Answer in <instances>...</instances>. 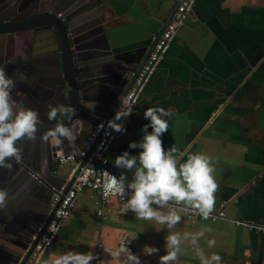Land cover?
Masks as SVG:
<instances>
[{
  "label": "crops",
  "instance_id": "1",
  "mask_svg": "<svg viewBox=\"0 0 264 264\" xmlns=\"http://www.w3.org/2000/svg\"><path fill=\"white\" fill-rule=\"evenodd\" d=\"M101 1L112 11L103 23V36L111 49L121 52L149 46L179 0ZM10 38L0 43V64L4 62L16 77L22 65L30 67L39 60L45 43L34 30ZM148 107L171 113L165 117L169 129L161 139L165 150L175 147L183 154L180 163L194 153L211 158L218 182L213 212L226 202L224 217L207 220L178 207L182 219L173 231H204L199 246L206 255L219 254L221 264H264V0H194L135 110L123 123L125 131L106 150L109 167L119 177L124 172L126 183L134 170L120 169L114 161L125 151L139 156L142 149L129 144L142 140ZM90 130L85 126L75 144H65L61 151L78 154ZM18 147L26 158L30 144L23 140ZM85 160L77 157L75 162L59 163L53 175L67 184ZM50 196L51 192L49 203ZM98 209L92 191L78 194L68 220L37 264L67 251H91L101 264H115L105 249L117 248L122 235L141 264H160L159 257L166 254V227L157 230L161 225L137 219L132 210L121 215L114 197L101 206L102 215ZM210 239L215 240L211 248ZM145 246L159 251L147 255ZM174 264H200L190 241L182 244Z\"/></svg>",
  "mask_w": 264,
  "mask_h": 264
},
{
  "label": "water",
  "instance_id": "2",
  "mask_svg": "<svg viewBox=\"0 0 264 264\" xmlns=\"http://www.w3.org/2000/svg\"><path fill=\"white\" fill-rule=\"evenodd\" d=\"M175 8L149 46L115 52L103 36V23L112 13L105 1L0 0V43L24 30H34L45 43L39 60L30 67L22 65L16 77L5 69L4 62L0 64L15 81V107L34 109L39 115L36 138L23 139L30 144L26 158L10 161L11 168H0V190L8 193L6 205L0 208V264H24L56 208L48 202V195L51 187L64 182L53 173L59 166L57 155L69 143L64 140L56 145L42 139L57 123L48 119L50 107H74L72 124L79 121L82 129L87 125L94 128L102 117L109 119ZM66 85H71L67 98L63 95ZM64 123L69 125L68 121ZM32 171L40 175V180L31 177Z\"/></svg>",
  "mask_w": 264,
  "mask_h": 264
},
{
  "label": "clouds",
  "instance_id": "3",
  "mask_svg": "<svg viewBox=\"0 0 264 264\" xmlns=\"http://www.w3.org/2000/svg\"><path fill=\"white\" fill-rule=\"evenodd\" d=\"M14 87L15 81L0 67V168H11L12 160L19 162L22 151L17 142L25 138L34 140L39 130V115L36 110L15 107L12 99ZM70 93L71 85H66L63 95L67 98ZM135 103L131 97L121 99L114 117L107 121V128L115 132L125 131L123 121L132 114ZM75 116L76 109L71 105L51 106L48 119L56 120L57 123L43 134L42 139L53 141L56 145L66 140L69 145H74L83 130L79 121L72 124ZM170 116L171 113L162 107L146 108L144 117L149 123L143 127V138L138 143L129 144L130 148L142 149L139 156L130 155L125 151L116 156L114 161V165L120 169L134 170L133 178L126 183L124 172H121L119 178L109 174L104 186V195L120 196L124 199L127 195L126 189H131L127 210H132L137 219L155 221L161 225L157 230L162 227L169 230L165 238L166 254L159 257L160 264H174L182 254V244L186 241L191 242L200 264H221L222 258L219 254L206 255L204 249L199 246V239L204 236V231L195 234L173 231L182 219L177 211L178 207L185 212L198 213L205 220L211 216L218 182L211 158L207 155L194 153L180 163L182 153L175 147L164 149L161 137L169 129V122L165 117ZM64 121H68L69 125L66 126ZM104 127L105 125L101 124L98 130ZM149 127L151 132L148 131ZM106 135L110 133L106 132ZM7 200L8 193L0 190V208L6 205ZM129 242H121L115 249H105L115 264H141L140 257L127 247ZM214 245L215 240H208L209 248ZM143 251L152 255L159 249L145 246ZM97 259V255L91 251H67L55 255L44 264H91Z\"/></svg>",
  "mask_w": 264,
  "mask_h": 264
},
{
  "label": "built area",
  "instance_id": "4",
  "mask_svg": "<svg viewBox=\"0 0 264 264\" xmlns=\"http://www.w3.org/2000/svg\"><path fill=\"white\" fill-rule=\"evenodd\" d=\"M193 2L194 0L178 1L171 18L156 39L149 55L141 65L132 84L124 95L123 98L131 97L135 100L136 103L133 107V111L139 101L143 87L149 82L160 60L170 48L173 39L177 35L179 26L183 23L191 11ZM120 104L116 108L115 112L120 107ZM115 112L109 119H107V117L100 118V121L88 134L84 147L78 152V154L61 152L57 155L56 159L59 163L75 162L77 157L86 158V160L81 164L68 188L66 187V183H63L58 187H51L50 205L56 206V208L46 226L45 231L40 236L38 242L24 264L38 263L40 255L51 246L53 241L57 238L58 232L68 220L76 203L78 194L85 190H89L94 193L96 202L100 205V209L97 210L98 215H102L101 206L111 197L117 199L121 215L125 216L129 213L130 209L127 210V199L131 194V189H126L127 195L124 199L120 196L106 197L104 195V186L107 183L108 175L111 174L119 178V176L109 167L106 155L108 146L120 135V132H115L107 128V121L114 117ZM101 124H104L105 127L98 130L99 125ZM106 132L110 133V135H106ZM90 148L91 151L89 152ZM30 174L33 179L40 180V175L38 173L32 171ZM225 205V201L221 202L219 208L215 212H212L210 218L215 219L217 217H224ZM127 241L128 239L122 235L119 239V245L121 242ZM127 247L134 252V248L130 242L127 244ZM91 264H101L100 258L98 257L97 260H93Z\"/></svg>",
  "mask_w": 264,
  "mask_h": 264
}]
</instances>
